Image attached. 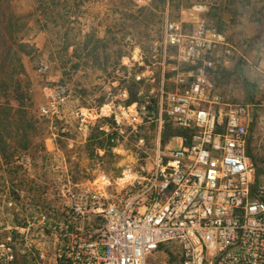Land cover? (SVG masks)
I'll return each instance as SVG.
<instances>
[{"label": "built area", "instance_id": "built-area-1", "mask_svg": "<svg viewBox=\"0 0 264 264\" xmlns=\"http://www.w3.org/2000/svg\"><path fill=\"white\" fill-rule=\"evenodd\" d=\"M164 43L190 67L174 64L153 96L128 103L125 94L118 105L77 108L73 116L84 130L107 119L112 149L143 128L162 133L167 123L187 132L172 136L179 145L159 141L145 173L124 170L118 201L63 189L58 205L40 207L47 225L37 236L29 229L0 242V264H147L158 253L160 264H264V178L248 150L253 125L264 131V112L256 118L255 104L228 102L209 73L247 58L203 19L191 30L166 20ZM256 68L264 75V63Z\"/></svg>", "mask_w": 264, "mask_h": 264}, {"label": "rangeland", "instance_id": "rangeland-1", "mask_svg": "<svg viewBox=\"0 0 264 264\" xmlns=\"http://www.w3.org/2000/svg\"><path fill=\"white\" fill-rule=\"evenodd\" d=\"M11 5L21 16L20 36L34 49L24 57V103L0 96L2 214L6 208L19 218L25 209L40 212V207L53 205V197L59 201L65 188L103 193L118 201L117 182L124 170L145 173L159 141L162 146L179 145L171 134L176 127L167 123L173 129L167 124L162 133L143 128L137 137L121 141L119 150L112 149L107 119L84 130L73 116L77 108L118 105L125 94L127 102L153 96L162 75L174 73V64L190 67L177 59L175 48L165 46L166 20L182 21L191 30L203 19L225 32L247 59L235 56L225 65L216 64L209 71L211 80L225 97V89L237 82L243 102L264 98V75L256 68L264 63V0H14ZM10 104L20 111H10ZM43 107L54 112L45 113ZM24 137L30 141L26 149ZM248 150L258 177L264 178V131L255 124ZM29 232L37 236L40 231ZM163 257L150 254L147 264H160Z\"/></svg>", "mask_w": 264, "mask_h": 264}, {"label": "trees", "instance_id": "trees-1", "mask_svg": "<svg viewBox=\"0 0 264 264\" xmlns=\"http://www.w3.org/2000/svg\"><path fill=\"white\" fill-rule=\"evenodd\" d=\"M13 1L0 0V96L6 95L10 100L15 99L22 104L27 98V89L23 87L22 77L26 71L24 57L30 55L34 47L24 37L20 36L23 25L20 22L21 16L19 17L14 13L11 5ZM134 100L137 99L130 98L128 103ZM9 110L20 111L11 104ZM171 127V124H167V129ZM186 133V131L176 127L171 134ZM24 143L23 147L26 149L30 141L25 139Z\"/></svg>", "mask_w": 264, "mask_h": 264}, {"label": "crops", "instance_id": "crops-1", "mask_svg": "<svg viewBox=\"0 0 264 264\" xmlns=\"http://www.w3.org/2000/svg\"><path fill=\"white\" fill-rule=\"evenodd\" d=\"M225 91L226 99L230 103L255 104L256 118L260 117L261 113L264 112V106L262 105L263 100H261L259 103L242 101L243 96L240 93L237 82H231L229 88L225 89ZM45 139H48V137H46ZM23 195L24 193L22 194V196ZM51 202H53V205H57L61 202V199L59 201H56V198L54 199L53 197V200ZM8 204L12 205V200H9ZM2 215H4V218L2 217ZM18 215L19 213L15 215L13 209H10V211H8L6 208L5 214H2L0 211V242L8 239L10 236H14L15 234H20V236H23V233L29 229H40V227H44L47 225V222L43 219V217L40 215V212L37 210H35L34 214H32L31 212H29V209H25L24 211H22V213H20V215L22 216L21 218H19ZM18 231L21 232L17 233Z\"/></svg>", "mask_w": 264, "mask_h": 264}, {"label": "water", "instance_id": "water-1", "mask_svg": "<svg viewBox=\"0 0 264 264\" xmlns=\"http://www.w3.org/2000/svg\"><path fill=\"white\" fill-rule=\"evenodd\" d=\"M148 89V88H147Z\"/></svg>", "mask_w": 264, "mask_h": 264}]
</instances>
